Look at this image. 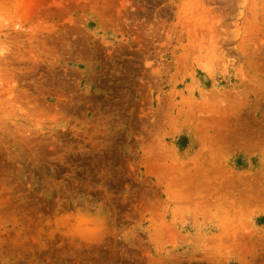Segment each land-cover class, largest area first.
<instances>
[{"label": "rangeland", "instance_id": "rangeland-1", "mask_svg": "<svg viewBox=\"0 0 264 264\" xmlns=\"http://www.w3.org/2000/svg\"><path fill=\"white\" fill-rule=\"evenodd\" d=\"M0 264H264V0H0Z\"/></svg>", "mask_w": 264, "mask_h": 264}]
</instances>
